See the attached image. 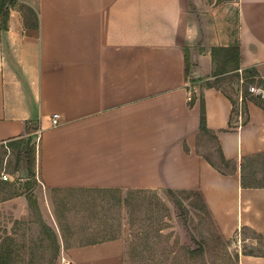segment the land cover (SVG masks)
<instances>
[{
	"label": "crops",
	"instance_id": "1",
	"mask_svg": "<svg viewBox=\"0 0 264 264\" xmlns=\"http://www.w3.org/2000/svg\"><path fill=\"white\" fill-rule=\"evenodd\" d=\"M221 1L15 0L0 26V145L37 135L42 194L4 198L1 210L19 219L34 206L52 227V190H195L222 238H264V185L244 177L245 162L264 153V106L244 97L242 123L239 102L204 85L217 46L238 45L240 75L264 80V0ZM53 231L64 264H124L120 235L70 245ZM237 264L264 255L239 251Z\"/></svg>",
	"mask_w": 264,
	"mask_h": 264
},
{
	"label": "rangeland",
	"instance_id": "2",
	"mask_svg": "<svg viewBox=\"0 0 264 264\" xmlns=\"http://www.w3.org/2000/svg\"><path fill=\"white\" fill-rule=\"evenodd\" d=\"M213 1L222 2L208 0L209 3ZM252 74V78L246 75L248 80L243 81L242 86L235 78L222 84L234 103L239 102L240 114L242 106L245 108L243 99L239 101L240 87L243 97L248 98L259 94L250 92L249 85L264 91V80L258 75L256 77L254 72ZM261 96L263 100L264 93ZM31 142L36 145V134ZM210 145L211 139L202 135L200 150L207 153ZM16 157L14 147L0 148V171L12 176L11 181H6L5 190L0 192V199H7L14 193L29 200L42 194L35 179L32 186L27 185L25 174H21L25 168L23 160L15 169ZM212 158L216 159V156L213 154ZM244 170L247 181L264 185V153L247 160ZM71 193L66 190L46 193L53 201L52 227L34 206L19 219L0 208V244L10 247L15 253L13 264H64L60 251L56 257L52 256L54 252L43 222L53 230L58 226L60 232L68 235L63 238L64 244H81L104 236L120 235L125 243L124 264H237L239 251L264 255V238L252 231L244 230L242 233L248 238L247 242H241L238 236L229 240L222 238L196 195L190 194L186 198L187 193L182 191H142L126 195L100 190ZM192 249L197 253L189 254Z\"/></svg>",
	"mask_w": 264,
	"mask_h": 264
},
{
	"label": "trees",
	"instance_id": "3",
	"mask_svg": "<svg viewBox=\"0 0 264 264\" xmlns=\"http://www.w3.org/2000/svg\"><path fill=\"white\" fill-rule=\"evenodd\" d=\"M15 3V0H0V26L2 28L6 27V20L8 18V11L9 7L12 6ZM211 57L212 61L214 64L216 63V66L214 65V69L212 70V79L211 80H206L204 82V85L207 87H216L220 88L222 91L225 92V89L222 88L221 84L224 83L227 80H233L243 78V80L247 81V77L252 78L254 72V69L251 70H245L242 72V76L239 73V68H240V49L238 45H233V46H228V47H212L211 49ZM188 69H189V61L188 57H186L185 61V73L188 74ZM246 75H248L246 77ZM262 86H264L262 84ZM258 97L256 98V102L260 104V106H264V99L262 100L263 97L260 95H257ZM193 102V98L189 100V103L191 104ZM242 102H244V97ZM245 109V108H244ZM243 107L241 108L242 112V118L240 122L245 123L247 120L246 117L243 116L245 113ZM234 112L238 114V107H234ZM199 127L200 130L203 132H207L208 129L206 128V121H205V110H204V103L202 100V105H201V111H200V121H199ZM28 130V128H27ZM29 131V130H28ZM26 131V132H28ZM4 147L5 149H8L9 147L15 148L17 152V157H16V165L15 169H18L19 163L23 160L25 163V177L27 179V185H33L34 183V152H35V143L31 142V137L27 138H19L15 140L8 141L6 144H1L0 148ZM1 167V165H0ZM6 181H3L0 179V192L6 187ZM242 184H245L244 180L242 179ZM145 191L143 189H138V190H133V193H138ZM168 193H175L176 191H182L186 192V198L190 197V194L196 195L198 199L200 200L202 204V209L206 211V213L210 216L209 210L206 206V203L200 194V192L195 191V190H172V189H167L166 190ZM13 195H18L14 194ZM4 199V198H2ZM0 199V200H2ZM43 226L45 228V233L48 238V241L50 243V246L52 247L53 250V255L56 257L59 253V246H58V238L54 231L46 226L43 223ZM115 235H111L110 237H103V238H112ZM135 252V251H132ZM189 254L194 255L197 253L195 249L189 250ZM14 252L12 249L8 246H3L0 244V264H13L14 261Z\"/></svg>",
	"mask_w": 264,
	"mask_h": 264
},
{
	"label": "built area",
	"instance_id": "4",
	"mask_svg": "<svg viewBox=\"0 0 264 264\" xmlns=\"http://www.w3.org/2000/svg\"><path fill=\"white\" fill-rule=\"evenodd\" d=\"M239 81H240L241 86H242V83L244 81L243 78H240ZM248 90L250 92H257V93H259L261 95H263V93H264L263 90H260V88H257V87H255L253 85H249L248 86ZM241 99H242V89L240 90V93H239V101H241ZM238 119L241 120V114H240V112H238ZM51 123L54 126L60 124V115L58 113H54L52 115V117H51ZM0 179H2L4 181L5 180H8V179H10V175L8 173L4 172V171H1L0 172Z\"/></svg>",
	"mask_w": 264,
	"mask_h": 264
}]
</instances>
